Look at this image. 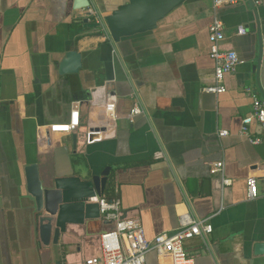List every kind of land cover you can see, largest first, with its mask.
I'll return each instance as SVG.
<instances>
[{"label":"crops","instance_id":"obj_1","mask_svg":"<svg viewBox=\"0 0 264 264\" xmlns=\"http://www.w3.org/2000/svg\"><path fill=\"white\" fill-rule=\"evenodd\" d=\"M90 1L80 8L77 0H0V264H84L99 255L100 235L113 226L97 202L107 190L141 220L149 239L180 227L183 215L208 219L210 234L185 241L192 264H264L254 252L264 241V127L250 125L261 152L240 132L253 111L247 90L264 95V0L217 9L223 48L242 61L226 74L220 94L203 91L214 82L212 0H187L155 29L118 42L90 11L106 16L128 0ZM69 50L82 54V67L60 74ZM108 102L115 103V117ZM135 105L144 111L130 118ZM73 109L79 125L53 130ZM221 129L229 134L220 136ZM60 147L67 156L58 158ZM219 160L224 172L214 173L208 162ZM33 163L44 187L59 175L83 182L110 169L100 197L73 184L59 259L53 244L40 240L25 176ZM249 177L257 180L254 199ZM147 264L169 261L152 250Z\"/></svg>","mask_w":264,"mask_h":264},{"label":"built area","instance_id":"obj_2","mask_svg":"<svg viewBox=\"0 0 264 264\" xmlns=\"http://www.w3.org/2000/svg\"><path fill=\"white\" fill-rule=\"evenodd\" d=\"M242 0H212L215 14L210 23L209 40H210V57L214 61V82L203 88V91L215 94L224 93L226 85L224 82L226 74L232 72L242 62L238 52L234 49L223 48L226 39L225 23L217 14V9L228 3H238ZM260 3L262 0H253ZM90 15L100 21L104 29L111 38L110 31L99 11L91 9ZM239 33H244L245 29L240 27ZM251 95L253 111L250 115L244 117L240 132L248 136L249 140L254 143H260L258 137L250 136V125L253 121L260 123L264 127V95L253 92L250 88L247 90ZM106 109L113 117L115 114V103L108 102ZM139 105L132 107L130 118L143 113ZM79 110L71 111V118L67 122L52 125V129L61 132H72L79 125ZM94 133V131L90 132ZM220 136L229 134L227 129L219 130ZM212 172H224L225 162L209 161ZM224 184H230V179H223ZM248 188V197L254 199L258 194L257 180L255 177H249L246 180ZM99 211L103 218L114 229L106 230L100 235V254L85 259L84 264H147V254L154 250L158 258L168 259L169 264H192L193 259L188 256L185 247V241L196 236H206L213 231V225L208 219H193L189 214L182 216L180 227L172 230L160 232L153 238L146 236L145 229L141 220L137 217L128 215L119 198H99L97 200ZM60 264H70L68 261H61Z\"/></svg>","mask_w":264,"mask_h":264},{"label":"water","instance_id":"obj_3","mask_svg":"<svg viewBox=\"0 0 264 264\" xmlns=\"http://www.w3.org/2000/svg\"><path fill=\"white\" fill-rule=\"evenodd\" d=\"M187 0H128L119 8L106 15L104 20L110 31L111 39L114 42L124 37L137 33L153 30L158 26L159 21L164 19L177 6ZM80 8L88 7L90 0H77ZM82 67V54L77 50H69L60 62L59 73H77ZM255 147L261 152L263 144H256ZM67 149L60 147L57 156H67ZM110 169L107 167L101 174L93 175L90 180L79 182L74 177L59 175L54 180V186L44 187L40 177L39 167L36 163L25 167L27 191L36 201L38 210V231L43 244H53L56 256L59 259V238L66 230L65 219L68 213L73 210L70 201L73 199V184L84 187L87 197H100L105 191ZM114 229V225L109 229ZM256 255H264V241L257 242L254 246Z\"/></svg>","mask_w":264,"mask_h":264},{"label":"trees","instance_id":"obj_4","mask_svg":"<svg viewBox=\"0 0 264 264\" xmlns=\"http://www.w3.org/2000/svg\"><path fill=\"white\" fill-rule=\"evenodd\" d=\"M106 198H112L113 196H109V192H108V190H107V192H106V196H105Z\"/></svg>","mask_w":264,"mask_h":264}]
</instances>
